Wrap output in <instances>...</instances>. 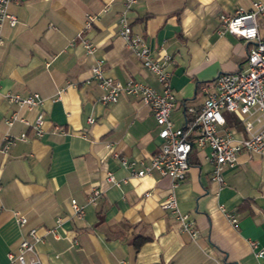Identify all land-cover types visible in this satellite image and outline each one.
Listing matches in <instances>:
<instances>
[{
  "label": "crops",
  "instance_id": "obj_1",
  "mask_svg": "<svg viewBox=\"0 0 264 264\" xmlns=\"http://www.w3.org/2000/svg\"><path fill=\"white\" fill-rule=\"evenodd\" d=\"M251 1L136 0L130 6L131 31L169 72L174 127L191 117L187 107L199 108L202 85L242 66L246 42L216 29L219 15L247 10ZM121 9L122 0L7 3L17 22L0 25V146L4 135L15 139L0 150V264L30 228L39 240L25 256L41 264H264V253L254 257L248 244L264 247V153L239 151L217 183L210 179L206 149L193 146L185 177L172 192L194 237L159 207L170 179L153 169L135 176L122 163L137 168L155 152L156 123L146 104L123 93L99 102L89 68L101 58L103 75L121 84L132 78L157 91L161 85L118 35ZM88 15L94 18L85 25ZM257 33L264 43V15L257 17ZM84 40L92 52L84 50ZM5 93H37L42 102L27 108ZM38 113L43 122L35 134L30 123ZM228 113L238 123L228 126L224 116L226 125L240 127L239 116ZM70 200L82 206L80 216ZM219 204L236 216L234 224ZM15 212L26 218L21 227ZM52 227L56 236L45 233Z\"/></svg>",
  "mask_w": 264,
  "mask_h": 264
},
{
  "label": "built area",
  "instance_id": "obj_2",
  "mask_svg": "<svg viewBox=\"0 0 264 264\" xmlns=\"http://www.w3.org/2000/svg\"><path fill=\"white\" fill-rule=\"evenodd\" d=\"M136 0H122V9L117 16L118 35L138 58L141 65L152 72L161 90L142 81L127 78L121 84L115 79L103 75L102 59L96 58L89 68V77L96 81L100 89L97 100L101 103L116 101L119 94L123 93L146 104L156 123V136L159 144L155 152L146 161L140 160V166L133 167L132 161H124L132 175L141 176L151 169L160 175L167 176L171 181V189L163 201L159 204L162 210L171 212L180 223V229L189 236L194 237L192 221L186 213H181L176 206V199L172 188L184 179L188 169L187 155L192 147L205 150V159L210 164V179L217 183L223 182V167H231L235 163L239 151L247 153H264V43L257 33V17L264 15V0H252L247 10L237 9L232 14L219 15L218 33L227 32L241 37L247 44L246 55L242 66L234 72L218 73L210 85H202L200 90L203 98L198 109L187 107L186 111L191 115L182 127H174L169 119V111L174 104V94L168 83L169 72L164 62L152 58L145 40L131 31L126 20V13ZM9 0H0V25L5 22L13 26L16 17L6 10ZM94 15H88L85 25H88ZM82 47L87 53L92 52L93 45L82 41ZM7 100L24 105L27 108L38 106L42 98L37 93L26 96L5 93ZM234 112L239 116L240 127L230 128L226 125L222 114ZM14 115L6 122L10 124ZM91 122V118H87ZM43 119L38 113L30 126L35 134H40ZM23 138V135H19ZM4 142L0 150L4 151L15 137L4 135ZM112 181L111 174L106 176ZM147 195V192L144 193ZM92 200V197L89 198ZM70 207L74 215L82 214V206L70 200ZM219 210L234 224L236 216L226 211L222 204ZM14 219L19 227L25 224L26 218L19 213H14ZM58 223V220L56 221ZM45 233L56 236L54 228H46ZM39 236L34 228L28 229L22 236L16 248V252L7 253V264H41L32 256L26 258V254L34 253L35 242ZM248 244L254 257H261L264 247L258 248L255 241L249 240Z\"/></svg>",
  "mask_w": 264,
  "mask_h": 264
},
{
  "label": "trees",
  "instance_id": "obj_3",
  "mask_svg": "<svg viewBox=\"0 0 264 264\" xmlns=\"http://www.w3.org/2000/svg\"><path fill=\"white\" fill-rule=\"evenodd\" d=\"M226 118H227V124H229L228 126H231V124L229 123V122H231L230 120H232V122L234 121V123L235 124H237L238 123V121H235L234 120V118L233 119H231V118H229L228 116H225ZM225 118V119H226ZM232 125H233V123H232ZM192 148H193V145H192V147H191V149H190V151H189V153H188V155H187V163L189 164L190 163V161H189V158H190V153H191V151H192ZM134 243V242H133ZM134 245H136V242L134 243Z\"/></svg>",
  "mask_w": 264,
  "mask_h": 264
},
{
  "label": "rangeland",
  "instance_id": "obj_4",
  "mask_svg": "<svg viewBox=\"0 0 264 264\" xmlns=\"http://www.w3.org/2000/svg\"><path fill=\"white\" fill-rule=\"evenodd\" d=\"M222 114H223V116H226L224 111H222ZM228 115L232 116V117H236L237 116V114L234 113V112L228 113Z\"/></svg>",
  "mask_w": 264,
  "mask_h": 264
}]
</instances>
